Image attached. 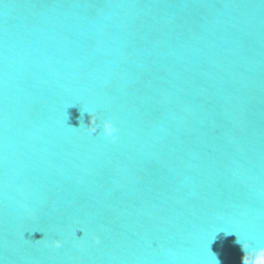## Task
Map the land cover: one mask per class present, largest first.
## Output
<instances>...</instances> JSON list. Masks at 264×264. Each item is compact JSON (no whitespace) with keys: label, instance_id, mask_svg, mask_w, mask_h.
Returning a JSON list of instances; mask_svg holds the SVG:
<instances>
[{"label":"water","instance_id":"water-1","mask_svg":"<svg viewBox=\"0 0 264 264\" xmlns=\"http://www.w3.org/2000/svg\"><path fill=\"white\" fill-rule=\"evenodd\" d=\"M0 264H264V0H0Z\"/></svg>","mask_w":264,"mask_h":264},{"label":"clouds","instance_id":"clouds-1","mask_svg":"<svg viewBox=\"0 0 264 264\" xmlns=\"http://www.w3.org/2000/svg\"><path fill=\"white\" fill-rule=\"evenodd\" d=\"M91 121L89 120V123H90ZM82 233V232H81ZM82 235H83V233H82ZM81 235V236H82ZM43 239V238H42ZM53 245H54V247H56V248H59V247H61L62 246V241H60V240H55V241H53Z\"/></svg>","mask_w":264,"mask_h":264}]
</instances>
